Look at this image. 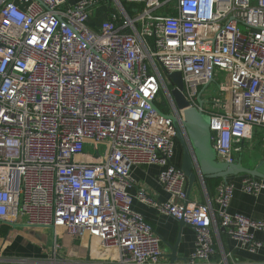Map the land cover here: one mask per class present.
<instances>
[{"label":"built area","instance_id":"2783aa9c","mask_svg":"<svg viewBox=\"0 0 264 264\" xmlns=\"http://www.w3.org/2000/svg\"><path fill=\"white\" fill-rule=\"evenodd\" d=\"M173 72L189 107L209 115L216 159L235 162L264 129V0H0V225L50 229V264H76L57 253L61 233L101 252L93 264H159L160 237L138 201L194 229L189 264L209 259L218 227L251 251L264 247L254 237L264 219L228 210L231 183L188 199ZM161 91L167 110L156 105ZM151 165L163 201L135 186L133 169ZM242 187L257 194L264 180Z\"/></svg>","mask_w":264,"mask_h":264},{"label":"crops","instance_id":"0c3cea01","mask_svg":"<svg viewBox=\"0 0 264 264\" xmlns=\"http://www.w3.org/2000/svg\"><path fill=\"white\" fill-rule=\"evenodd\" d=\"M70 1L73 2L69 3H74L76 0ZM103 18L104 14L101 19ZM101 19L97 21L95 26L100 23ZM241 148L238 158L241 159L242 165L250 169L257 166L264 160V129L255 128L252 139L244 141L241 144ZM180 154L181 152L176 150V163L180 161ZM159 171L160 168L156 165L139 166L133 169L132 176L135 180V186L144 187L154 200L163 201L167 198V194L157 180ZM246 177L250 176L238 174L227 177V182L233 185V193L228 210L255 220L264 219V188L257 194L245 192L242 187V180ZM209 180L206 179L202 182L201 177L197 175L195 183L189 190L188 199L200 202L205 201L206 196L213 199L215 186ZM131 191L134 192V188ZM133 208L143 215L144 219L160 237L162 255L159 264H189L187 258L194 251V229L186 224L180 225L178 220L173 217L165 215L156 208L141 202L135 201ZM21 227L27 228L29 231L24 232L18 227L13 229L6 225H0V263L21 264L18 263L19 260L27 259L32 260L30 263L41 262L43 264H50L53 258V241L49 245L48 241L49 239L53 240L52 231L48 228ZM211 232L214 240V252L207 261H196L195 264H264V247L251 251L242 242L229 236L222 227L213 229ZM45 235L48 238L46 244L44 243V239L41 238V236ZM60 235V241L63 245L60 244V246L65 252L69 251L67 253L68 259L65 258L64 260L76 261L77 259L82 263H101V252L97 251L95 255H89L86 249L80 245L77 238L63 233ZM254 237L264 241L263 232H254ZM171 246H176V256L185 259L171 261L168 257V254L171 252ZM62 249L57 250V253L61 251L63 254H66Z\"/></svg>","mask_w":264,"mask_h":264},{"label":"water","instance_id":"95a60500","mask_svg":"<svg viewBox=\"0 0 264 264\" xmlns=\"http://www.w3.org/2000/svg\"><path fill=\"white\" fill-rule=\"evenodd\" d=\"M170 78L175 83V88L171 91V95L176 108L180 110L181 125L185 130L191 149H189L184 136L178 129L176 140L181 148L178 166L188 181L187 194L189 195V190L195 183L197 175L201 177L202 182L206 179L214 178L227 181V177L238 174H246L252 178L264 180V160L250 169L242 165L240 158H237L233 163H226L216 159V154L211 144L209 115L193 107H189L182 92L183 82L179 72L171 73ZM153 108L157 112L162 113L155 105H153ZM169 117L173 120V125L178 128L177 119L172 116ZM178 222L180 225H185L182 220H178ZM170 248L171 252L168 254V257L171 261L185 259L176 256V246H171Z\"/></svg>","mask_w":264,"mask_h":264},{"label":"rangeland","instance_id":"374dc122","mask_svg":"<svg viewBox=\"0 0 264 264\" xmlns=\"http://www.w3.org/2000/svg\"><path fill=\"white\" fill-rule=\"evenodd\" d=\"M69 2H73V1H70V0H68ZM104 12V10H103V8H101V7H99L96 11H95V14L93 15V17L91 18V23L92 24H97V21L98 20H100L101 19V17H102V15L104 14L103 13ZM224 80V77H221V76H219V77H217L215 80H214V82H212L207 88V90H206V92L205 93H208V91H211V93H212V95H214L215 94V92H216V90H217V83L218 82H220V81H223ZM203 97H206V95L204 94L203 95ZM163 101H166V97H165V92L164 91H161V93H160V95H159V98H158V102L156 103V105L159 107V108H162L163 110H167L161 103L163 102ZM104 149V147L103 146H99V150L100 151H102ZM85 150H87L88 152H92V153H95V151L93 150V148H91V147H89V146H87L86 148H85ZM176 150H177V146H176ZM240 155V154H239ZM24 232H28L29 231V229H27V228H23V227H20ZM41 238L42 239H44V243L46 244V242L48 241V238H47V236L45 235V236H41ZM60 238H61V235L59 234L58 236H57V238H56V242L60 245H62V243H61V241H60ZM27 239V238H26ZM52 241L53 240H51V239H49V241H48V245L49 244H52ZM79 241V240H78ZM63 246V245H62ZM52 249H53V247H52ZM60 249H62V247L60 246ZM60 249H57V250H60ZM83 250V249H82ZM54 250H52V252H53ZM62 251L63 252H65V250H63L62 249ZM61 251H59V253H58V255H59V257L60 258H63V259H65V258H67V253L69 252V251H66L65 253L66 254H63L62 252L60 253ZM83 252H84V250H83ZM48 255H49V253H47ZM50 254H51V252H50ZM70 255V254H69ZM76 255H78L77 253H76ZM45 256H47V255H45ZM77 257H79V256H77ZM68 259V258H67ZM30 261L31 260H29V263H30ZM18 263H21V262H19L18 261ZM78 263H81V261H79V260H77L76 259V264H78Z\"/></svg>","mask_w":264,"mask_h":264},{"label":"trees","instance_id":"16d2710c","mask_svg":"<svg viewBox=\"0 0 264 264\" xmlns=\"http://www.w3.org/2000/svg\"><path fill=\"white\" fill-rule=\"evenodd\" d=\"M127 11L129 14L132 13L131 9H129V8H127ZM176 142H177V150H179L181 152V148L178 144V141L176 140ZM209 181L213 182V185L216 186L221 182V179L220 178H214V179H210Z\"/></svg>","mask_w":264,"mask_h":264}]
</instances>
